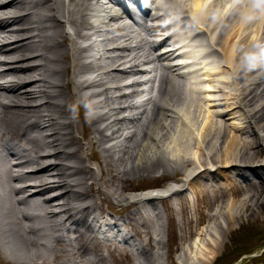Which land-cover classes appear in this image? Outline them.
Wrapping results in <instances>:
<instances>
[{"label":"bare ground","instance_id":"obj_1","mask_svg":"<svg viewBox=\"0 0 264 264\" xmlns=\"http://www.w3.org/2000/svg\"><path fill=\"white\" fill-rule=\"evenodd\" d=\"M116 1L0 0V140L4 138L2 141L6 143L8 141L6 139H14L18 136L20 139L17 140V143H20L21 139L28 136L31 139L29 147L21 142L23 145L18 146L20 153L16 152L15 149L8 151L9 153L7 154L11 157L12 162L8 163L9 166L5 168L4 173L9 175L8 178L12 181V186L9 188L10 190L4 187L2 191H12L16 205H22L25 198L33 197L47 209L48 218L53 222L54 228L58 233L53 237V245L50 246L52 255L48 256L51 261L58 258L59 262L54 260L56 264H89L90 262L93 264H104L99 253H94L92 257L86 259H76L75 255L85 256L87 251L92 254L93 249L96 248L82 241V238H80L82 234L77 228L89 229V225L85 223L86 211L94 212L95 209H99L94 198L96 196L107 198L118 192L121 194L118 180L119 183L117 182L118 184L116 185L115 181L108 176H100L98 171L101 170V166L96 170L89 165H85L86 162H89L86 150L93 148L94 145L99 147L103 162H108L107 159L109 157L106 155L107 145L105 146L108 137L112 140L110 148L123 156H119L120 158L115 162L117 163L115 170L122 172V176L124 171L126 172V166L131 165L139 171L146 166L145 163H152L154 158L161 162L168 159L174 165L171 167L164 163L165 171L163 172H173L180 169L184 173L189 174V183L192 181L191 184L195 189V195L202 191H212L215 194L218 193L217 196L221 194L220 199L223 197L222 199L224 200L227 191L231 190L227 187L232 182V177L228 173L231 167H246L253 174L255 169L264 170V162L254 165L248 161L251 156L264 153V67L261 71L255 73L257 68L253 66L257 57L264 59V0H193V5L190 4L191 2L184 0H175V3L171 5L173 12L176 11L178 15H181V20L184 21L187 20L185 12L189 10V5L192 6L191 11L197 15L196 21L203 26L197 34V37L200 36V40L208 42L216 31L220 30L218 35L216 34L217 36L214 35L216 36L215 38L213 37L214 40L212 39L211 41H213V45L219 48L221 63H224L226 68L221 71L219 68L216 70L210 68L204 75L218 76V74L223 72L227 75L226 71L229 73L230 80L221 78L219 83L221 85H235L233 96L236 95L240 100L238 107L241 109L243 107L246 108L244 115L243 113L239 114L241 116L240 119L243 120L241 123L235 120L229 123V119H227L228 115L230 119L235 118L233 116L235 112L233 113L232 111L237 106L229 105L224 110L210 109L211 106L217 108L222 102H218V100L224 99L215 98L216 95L214 93L224 92V89L220 85L217 86L218 84L215 85L213 78L207 79L206 77L207 84L203 88L195 85L198 82L197 80L191 81L192 86H188V94L184 92L185 96L182 91L176 89L174 84H180L184 79L187 80L188 71L186 72V70L188 68L186 69V66L181 64L182 62L172 61V56L176 57L178 52L176 51L177 46L174 47V42L168 44V41L173 39V36L169 35L170 28L167 26L171 13L167 12L168 10L163 5H159L161 12L158 15L163 17L165 22H158L153 19V22L144 27L145 38L139 37L140 39H138L137 35L135 38L133 36L134 30H136L135 26L124 21L127 19V16L125 17L124 15L126 10L121 7L115 8V3L113 2ZM144 3L146 2L144 1ZM103 4L106 5L104 6ZM136 4L139 5V2L130 3V5L138 7ZM166 30L168 32L157 34L158 36L156 35V37L153 35L155 31ZM182 41L183 43L185 42L184 40ZM80 42H83L84 45H81ZM164 42L167 45L160 50H156L157 45ZM214 50L216 49L213 47L209 50L206 49V51L210 52ZM111 52H114V54L111 55ZM87 58L92 59L86 61ZM105 58L106 60H104ZM67 62L70 64L68 67H72L70 74L66 71ZM147 63H158L160 80L157 94L145 98L144 100L147 101L143 102L140 108V105H135L128 99L137 93V90L132 87L144 81L138 77L125 79L126 81H123L122 78L127 74L135 76L146 72L140 66ZM55 65H61L62 69H60L61 66L56 67ZM63 65H65L64 68ZM190 72L193 71L191 70ZM69 75H71L69 78L73 79L75 92L64 96L60 90L63 86V81ZM78 76H85L87 79L76 83L75 80H77ZM150 80L152 81V79ZM67 87L68 84L66 83V89ZM124 88L131 89L123 90ZM86 89L89 92L92 91V97L96 98V100L92 101L93 103L90 105V108H93V112L89 109L92 113L90 115L92 128H90L91 131H88V134H85L86 138L83 140L75 131L74 120L68 115L67 107L72 100L79 104V93L83 98L84 94L82 91ZM197 92L207 93L205 98L206 105L209 106V114L206 122L201 131L195 134V125L191 129L187 122L183 120L179 123V128L182 126L180 135L174 137L173 132L167 126L168 121L166 120L167 124L165 123L166 117H175L179 120V114H175L176 108L180 106L179 103L188 99L190 102L198 99L196 97ZM86 95H88L87 90ZM157 95L160 96L157 97ZM104 96H108L113 101L111 106L110 104L108 105L110 107L103 100ZM207 101L212 102V104L207 103ZM237 101L230 102V104H235ZM124 109H129L131 112L128 115H124L122 112ZM121 112L123 116L120 115ZM185 114L187 113L185 112ZM25 115H28V117L23 118ZM107 115L109 116L107 117ZM192 116L194 115H191L190 118ZM214 117L222 120H215L213 119ZM108 118L110 122L104 124ZM19 121L21 124H19ZM124 122H132V126L135 125L137 128L135 133L137 136L133 133L134 141L128 146L124 145L125 140H119L124 131H121V136H110L118 132L115 125L120 123L122 127ZM246 122L248 123L247 126L245 125ZM29 128L34 129L36 131L35 134L29 135ZM161 128H164L162 132H160ZM218 130L220 131L218 132ZM234 130L243 131V136L237 134ZM178 132L180 131L178 130ZM224 136L225 138L222 140ZM124 138L126 139L127 137L125 136ZM39 139L41 142H38ZM42 145L44 147L42 150H35L36 147ZM83 145L85 146V151L82 148ZM122 145H124L123 149H121ZM29 150H35V153ZM76 160H81L79 162L82 164L77 165ZM28 164L31 168L23 170L22 167ZM208 165H211V169H209ZM1 170L0 173H2ZM214 172L217 180L213 175ZM138 173L141 175L140 172ZM150 174H152V171L147 173V175ZM203 174H210L208 181L197 179L198 177L205 178ZM218 175L223 178L218 179ZM246 175L248 174L246 173ZM246 175L240 174L239 176L246 179L249 177ZM2 177L0 176L1 179ZM246 182L248 183V189L264 191V178H261V176L258 183H253L249 178ZM109 183L111 190L107 187ZM123 183L125 184V182ZM172 188V184L168 183L161 188H151L143 193L141 192L138 197L141 200H150L153 197L158 198L162 191H171ZM112 189L116 191H112ZM91 191H94V194L90 193ZM196 196L198 197V194ZM117 197H120V195ZM130 198L132 199V197ZM85 199H90L88 200L90 203L86 204L85 207L81 205L79 209H76L75 207L78 206L72 207L69 205L72 204L70 203L72 200L80 201ZM185 199L191 203L188 197H185ZM223 200H220L221 206L215 209L212 215L210 214L214 220L219 221L218 229L213 224L202 228V233L197 238V242L195 240L192 246L182 249L181 256L185 263H197L196 261L193 262L194 260H198L199 264L210 263L209 253L204 250H207V246L211 250L216 249L218 243L216 238H218L219 231H224L221 220L228 218L230 224L234 220L231 211L232 207L230 208L226 202L224 203L226 205L223 206ZM211 201L213 202V198H211ZM59 214L62 217L57 219L56 216ZM136 214L138 215L140 212H132L129 217L137 223ZM250 214L252 213L250 212ZM21 218L20 222L15 218L17 221H15V224L28 225V229H32L28 223V216L21 213ZM63 218L67 224L75 226L73 232H76V235L70 234V237L67 233L66 225L60 223ZM142 222L144 236L149 239L147 236H151V231L148 228L151 225V221ZM212 222L214 221L212 220ZM110 223L113 224V227L118 224L117 221ZM107 225L105 224V226ZM160 228V230H163L162 227ZM12 233L14 232L12 231ZM28 233L27 235H29ZM159 234H162L161 231ZM159 242L154 241V243ZM28 245L37 246L40 249L44 246V243L34 239ZM137 249L141 250L144 255L143 260L138 261L137 264H156L153 260V251L151 252V249L144 247L142 242L138 243ZM202 249L204 250L202 251ZM14 251L17 250L14 249ZM21 254L23 255V251ZM25 255L29 256L30 254ZM36 257L38 259L37 264H45L47 262V257L41 255H36ZM92 259L93 261H91ZM105 263L109 264L107 261ZM19 264H26L24 258L19 261ZM111 264H116V262Z\"/></svg>","mask_w":264,"mask_h":264},{"label":"rangeland","instance_id":"obj_2","mask_svg":"<svg viewBox=\"0 0 264 264\" xmlns=\"http://www.w3.org/2000/svg\"><path fill=\"white\" fill-rule=\"evenodd\" d=\"M184 1L191 2L190 4L193 5L192 4L193 0H184ZM174 3H175V0L166 1V5L169 6V8H167V10H168V12L172 13L171 17L169 18V20L170 19L171 20H170V22H167V23H169L168 26L171 28L170 34L173 36V39H171V41H168V44H171L172 42H174L175 47L177 46L179 48L178 53L180 55L178 57H179L181 62L185 63L184 65L186 66V69L188 68L187 70L186 69L185 70H186V72L188 71L187 76L189 78V80L187 78V80L184 79L183 81H181V83L179 85L174 84L176 89H178V91H182L183 94H184V92H187V94H188L187 88H188V86H192L191 81L197 80L198 82H196L195 85L197 87L203 88L204 85L206 86V84H207L206 83L207 79L213 78L215 80L214 84L215 85L218 84L217 86L220 85V87H222L224 89L223 90L224 92L214 93L216 95L215 98H224V99L218 100V102H221V101L222 102L219 104V106H217L218 107L217 110H224L227 107H229V105L237 106L232 111L233 113L235 112L234 113L235 115H233V116H235V118L230 119L229 115H228V118L227 117L226 118L229 119L228 120L229 123H232V121H234V120L241 123L243 120L240 119L241 116L239 114L243 112V115H244L246 108L243 107V109H241L240 107H238L240 100L236 97V95L233 96V92H235V87H234L235 85H229L228 84L229 85L228 86V85H221L219 83L221 78H225V79L230 80L229 73L226 71L227 75H225L224 72L218 74V76L217 75H213V76L211 75L210 76L207 74L204 75V73H206V71L210 68H213L215 70L219 68L220 71L223 68L224 69L226 68V65L224 63L223 64L221 63L219 48L217 46L213 45V41H211L212 39L214 40V38L218 35L220 30L216 31V33L214 35H216V34L217 35L216 36L213 35L209 42L203 43L201 41H198L200 36L197 37L194 35V33H196L198 30H200L201 29L200 27H203L202 24L197 22L195 18L190 20V21L177 20L178 16L176 14V11L173 13V10L171 9V4L173 5ZM191 5H189L190 7H188L189 10H187L185 12L186 15L190 14V11L192 8ZM175 16H176V19H175ZM198 24H200V25H198ZM221 24H222V22H221ZM176 30H178V31H176ZM135 32H136V34H135ZM163 32H165V31L158 32V33L160 34ZM133 33H134L133 34L134 38L137 35L138 37L137 36L136 37L138 39H140L139 38V30L137 29V27ZM183 37H184V39H183ZM193 39H197V41H194ZM182 40H184L185 42L183 43ZM206 45L210 46V47H208V49H211V47H213L216 50L211 51V52L206 51V49H207V48H205ZM191 49L192 50L194 49V50L192 51ZM198 51H203V54H198ZM75 53L77 55L76 51H75ZM193 53L197 54L198 56L193 54ZM113 54H114V52L111 55H113ZM180 56H181V58H180ZM213 56L215 58L214 60H213ZM89 60H91V59H89ZM104 60H106V58ZM186 60L188 62H186ZM211 60H212V62H210ZM94 61H96V60H94ZM68 62H67V66L63 65V68H64V66L67 67L66 71L70 74L72 67L71 68L68 67V65H70ZM195 63H197V64H195ZM198 63H201V64H198ZM208 64L212 65V66H209ZM55 66L60 67L61 65L60 66L55 65ZM157 66H158V63H156V64L155 63H153V64L147 63L144 65H141L140 68H142L146 72H144L142 74L135 75V76L131 75V74H127L128 76L125 75L122 79H123V81H125V79H131L133 77H139L143 80H146L147 77L150 75L148 73V71H151L150 72L151 74L153 72H156V71L159 72L160 71L159 67H157ZM253 66L255 68H257V71L255 73L261 71L264 67V59L261 57H257L254 60ZM60 69H62V66L60 67ZM191 70L193 72H190ZM69 77H71V75H69L63 81V86L61 87V90H60L61 94H63L64 96L67 95L68 93H74L75 92V90L73 89V79H70ZM206 77H207V79H206ZM76 79L77 80H75V82L79 83L80 81H83L87 78L85 76L84 77L78 76ZM0 81H1V78H0ZM66 83L68 84L67 89H66ZM148 87H149V84H141V85L137 86V88L139 90L143 89V90H147V91L150 90ZM88 89H86L88 95H86V90L82 91L84 94V97H83L84 99L81 97L82 95L79 93V97H80L79 98V104L76 103L74 100H72L68 103V107H70V108L67 107V110L69 111L68 115H70L72 117V119L74 120L75 131L79 136H81V138H83V140H84V138H86L85 134H88V131H91L90 128H92V125L90 122V117H91L90 115H92L91 112H93V108H90L91 107L90 105L93 103L92 101L96 100V98L92 97V94H93L92 91L89 92ZM89 90H91V89H89ZM228 91L230 92V95H229ZM225 94H226V98H225ZM206 95H207L206 92H197L196 97L198 99L191 100V102L189 99L180 102L179 103L180 106L178 104L179 107L176 108V113H175V114H179V120L176 119L175 117L174 118H171L170 116L166 117L165 123L167 124V121H168L167 126L173 132L174 137H177L178 135H180L181 130H182L181 129L182 126L179 128V123L183 120L185 122H187L189 128H191V129H193V127L195 125V127H194L195 131L193 130L195 134H198L199 131H201V128L203 127L204 123L206 122V120L208 118L207 116L209 114L208 113L209 106L206 105V98H205ZM184 96H185V94H184ZM104 97H103V100L105 102H107V106L109 104L111 106L113 104V101L110 100L108 96L107 97L104 96ZM106 98H107V100H106ZM138 99L139 98L137 96H134V97L129 98L128 101L135 103V100L137 101ZM236 100H238L237 103H235V104L231 103L230 104V102H235ZM146 101H144V102H146ZM207 103L212 104V102H208V101H207ZM84 104H87V105H84ZM110 106H108V107H110ZM186 107H187V109H186ZM78 109H80V110H78ZM89 109L91 110V112ZM210 109L216 110V107L211 106ZM182 111H183V113H182ZM122 112L124 113V115H128L131 111L129 109H124ZM122 112L120 113L121 116H123ZM185 112L188 115L185 114ZM185 115H186V117H184ZM191 115H194L195 117L192 116L193 118L192 117L190 118ZM108 116L109 115H107V117ZM25 117H28V115H25L23 118H25ZM187 117H188V119H187ZM109 118L105 121L104 124H106L107 122H110ZM213 119L218 120L220 118L214 117ZM20 120H22V119H20ZM220 120H222V119H220ZM193 122H194V124H193ZM19 124H21L20 121H19ZM245 125L247 126L248 123L246 122ZM15 126H16V124H15ZM115 126H116L115 128L118 129V132L115 135L112 134L110 136H112V137L113 136L116 137V135L121 136L120 135L121 131L122 132L124 131L123 135L121 137H119V140H121V139L125 140L124 145H126V146L131 145V142L134 141V136L132 137L133 133L135 136H137L135 134L137 132V128L135 127V125L132 126V122L131 123L130 122H128V123L124 122V125H122V127H121L120 123H117ZM117 126H119V127L117 128ZM126 127H128V128H126ZM163 129L164 128H161L160 132H162ZM30 130L32 131L31 133H30ZM178 130L180 132H178ZM186 130H188V129H186ZM219 131L220 130H218V132ZM28 132H29L28 133L29 135H33V134H35L36 131L32 128H29ZM234 132L243 136V134H242L243 131H235L234 130ZM177 133H179V134H177ZM124 135L128 139L127 138L125 139ZM187 136H188V133H187ZM11 138H13V137H11ZM224 138H225V136L222 138V140ZM18 139H20V137H18V136L16 138H14V140H18ZM168 139H170V138H168ZM10 141L14 142L13 140H10ZM21 142H23V144L25 143V145L27 147H29V145L31 143L30 136H28L27 138L21 139L20 143H18L17 146L22 145ZM38 142H41V140L39 139ZM0 143H1V141H0ZM110 144H112V140H110L108 137L106 142H105V146L107 145L106 155H107V157H109L107 159L108 162H103L101 151H100L99 147L94 145L93 148L86 150V155L89 158V160H88L89 162H86L85 165H89L90 167H93L96 170H98V167L101 166V170L98 171L100 176H104V175L108 176L113 181H115L116 185L120 182L119 184H120V193L121 194H119V192L114 193V194H112V196L107 197L108 199L104 198L102 196H96L94 199L96 200V202L99 206V209H95L94 212H91V211L87 212L86 211L87 217H89V216L100 217V215L104 214L107 216H112L114 218H117L122 224L125 225V227L127 226L126 228L131 229L130 230L131 234L133 236H136V238L134 237L136 241H139V240L142 241L144 247H148L149 249H151V252L153 251L152 257H153L154 262H156V264H184L185 261H184L183 257L181 256L182 249H185L186 247H189L190 245L192 246L194 244L195 240L197 242V238L200 237V235L202 233V228L207 226V225L213 224V226L214 227L216 226L218 229L219 221L217 220L218 221L217 222L216 219L214 220L210 216V214L212 215L214 210L218 209L221 206L222 203L220 200H223L222 199L223 197H221V199H220L221 194H219L217 196L218 193L215 194L212 191L211 192L202 191V192L196 193V195L198 194V197H197L194 194L195 189L192 187V184L191 183L188 184V177H187L188 174L184 173L183 170L179 169L177 171L174 170L175 172L174 171L173 172H169V171L163 172V171H165L164 170L165 169L164 163H167L171 167L174 165L173 162L169 161L168 159L166 160L167 162L166 161L161 162L160 160L157 161L154 158L152 163H149V164L145 163L146 166L144 168H142V170H139V171L134 169L131 165L126 166L125 167L126 172L124 171L125 175L123 174V176H122V172L120 173V171L118 172L115 170L117 168L116 167L117 163H115V162L117 161V159H119L122 156V154L116 153L117 151H114L113 149H111ZM124 145L121 146V149L124 148ZM43 148L44 147L42 145V146L36 147L35 150L40 151ZM82 148L84 150L85 146L83 145ZM114 149L117 150L116 148H114ZM35 150H29V151L33 153ZM249 159H248V161L251 164H254V165L260 164V163L264 162V153L255 154V155L251 156V158H249ZM11 161H12L11 157H9L5 151L2 152L0 150V169H2L1 171L3 173V174L0 173L1 177L3 175L2 179L0 178V190L3 189L4 187L6 189H9L12 186V181L10 180V178H8L9 175H6L4 173V170H3L7 166H9ZM79 161L81 162V160H79ZM79 161L76 162L77 165L82 164ZM155 162H156V164H155ZM88 163H90V164H88ZM104 163H105V165H104ZM152 164H153V167H152ZM130 166H131V168H130ZM29 168H31L29 164L22 167V169H29ZM128 169H130L131 171ZM149 171H152V174L147 175V173ZM130 172H131V174H130ZM138 172H140L141 175ZM257 172L264 173V170L263 169H257ZM228 173L232 177V182L230 184H228V189H231V190L229 191L227 189L228 191H227V195H226L225 199L223 200V206L226 204H229V207L230 208L232 207L231 211L233 213L232 215L234 217V220H233V223L230 224V222L228 221V218H223L221 220V225L223 226L224 231L223 232L219 231L218 238H216V240H218L216 249H214V250L212 249L213 250L212 251L207 246V250L202 249V251L203 250L206 251L207 253H209L208 256L210 258L211 257L213 258V259L209 258L210 263H208V264H264V206H263L264 205V196H263L264 191H261L259 189H257V190L256 189H253V190L248 189L247 188L248 183L246 182L247 180L243 179L239 175L240 174L246 175V173H248V175H246V176H250L249 179H251V181L253 183H258V181H260V180L256 177H254L253 175H251V172H249L246 167L233 166V167H231V169ZM144 174H146V175H144ZM203 176L206 177L207 175L203 174ZM217 177L219 179L222 176L218 175ZM198 178L203 180L202 177H198ZM1 180H3V181L1 182ZM169 181H172L175 183L174 188L182 187L183 193H181V191L179 189H174L171 192H166L165 194H162L158 198H152L150 200H141L138 197L133 196L139 190L145 191V190L153 188V187H161L163 185H167L168 184L167 182H169ZM121 182H122V185H121ZM123 182H125V184ZM4 184H6V185H4ZM116 185H115V187H116ZM109 186H110V183L107 185V187L109 190H111V188H109ZM113 190L114 189H112V191ZM114 191H116V190H114ZM117 191H119V190H117ZM246 192H247V194H246ZM90 193L94 194V191H91ZM117 194H119L120 197H117V196H119ZM12 195H13L12 191H8V190L4 192L2 197L0 195V203H1L0 204V264H19V261L23 260V258L21 259V257L27 256L25 254H28V253L30 255L25 257L24 260H27V261L31 260V263L35 264L36 262H38L36 255H43V256L47 255L48 256V255L52 254L50 246H47V245H50L49 241L51 240V237H52L51 236L52 231H50V233H48L47 230H45L43 228L40 229V227L35 225V222L37 220L36 217H31V216H29V218L31 220V224H32L33 228L35 226L34 229H27L25 227L26 226L28 227V225L24 226L21 223H20L21 225L15 224L17 222L15 220V218H16L15 217V209H17L16 207L18 205L17 206L15 205L14 201L12 200L15 197H13ZM184 195H188L189 197L192 198L190 200L191 203H189L185 199ZM130 197H132V199ZM29 198H27V199L25 198V201H24L25 207L28 206V202L30 201V200H28ZM211 198H213V202L211 201ZM248 198H251V199H248ZM257 198H258V200H257ZM90 199H85L83 201L80 200L79 202L77 200H72L70 203H72L73 205L72 204H69V205L72 207H75V206H77L76 205L77 202L79 204L86 205V204L90 203V201L88 202V200H90ZM11 200L13 202H10ZM236 201H237L238 205H237ZM225 202H226V204H224ZM232 202H235V203H232ZM253 202H254V204H253ZM11 204L12 205L14 204L13 207L15 209H13L12 206H10ZM249 204H250V206H249ZM242 205H243V207H242ZM151 206H152V208H151ZM29 211H31V210H29ZM136 211L140 212V215H137V214H136L137 216L135 215V217H136L135 219H136L137 223L135 221H132L129 217V215L132 214V212L134 213ZM250 212L252 214H250ZM255 212H256V215H255ZM156 213H157V215H156ZM235 213H236V215H235ZM97 214H100V215H97ZM86 215H85V217H86ZM17 216H18V213H17ZM57 216L59 217V215H57ZM6 217H8V218H6ZM17 220L19 221L20 219H17ZM212 220L215 223L212 222ZM223 220L226 222L225 224H224ZM142 221H151V225H150V227H148L149 230L151 231V236L150 237H149V235L147 236V238H149V239H146V237L144 236V233H143L144 227L142 226V223H143ZM7 222H8V224H7ZM215 224H217V225H215ZM228 224H230V225H228ZM16 227H18V228L16 229ZM138 227H139V229H138ZM160 227H162L163 230H160L161 229ZM12 231L14 233H12ZM21 231L23 234L21 233ZM28 231H29V233H28ZM160 231L162 234H159ZM11 233H12V236H11ZM27 233L29 235H27ZM67 233L70 235V233L68 231H67ZM182 233H183V235H182ZM31 235H33L34 237ZM55 235H57V234H55ZM71 235L74 236V233H72ZM188 235H189V238H188ZM183 236H185V237H183ZM154 237H155V240H154ZM19 238H21V239H19ZM80 238H82V241H84L83 236H81ZM23 239L25 242L23 241ZM34 239L39 240V241H43V243L45 242L46 245H44L40 249L37 246H35V247H33L32 245L29 246L28 244L31 241H34ZM18 240H20V241H18ZM154 241H156V242L160 241L161 244H160V242L154 243ZM65 246H68V245H65ZM93 247H96V248L93 249L92 254L89 251H87L85 256H82L80 254H76L75 258L76 259H86V258L92 257L94 255V253H99V254H101V258L103 259L104 264H106L105 263L106 261L109 264L115 263V262H116V264H137L138 261H142L144 258V255H143L141 250H138L136 252V255H133L132 252H130L127 248L124 249V248L116 247L111 242H107V244L100 245V246H93ZM22 248H23V250H22ZM24 248H26V249H24ZM14 249L17 251H14ZM208 250H209V252H208ZM22 251H23V255L21 254ZM40 251L43 253H41ZM44 251H45V254H44ZM214 251H216V252H214ZM13 254H15V255H13ZM213 255H215V256H213ZM15 256H16V258H14ZM11 259H13L14 262ZM54 260L59 262L58 258L54 259ZM91 261H93V259ZM95 261H97V260H95ZM195 261L197 263H194V264H199L198 260H194L193 262H195ZM25 263L27 264L29 262H25ZM58 264H62V263H58ZM89 264H93V263L90 262ZM185 264H187V263H185Z\"/></svg>","mask_w":264,"mask_h":264}]
</instances>
